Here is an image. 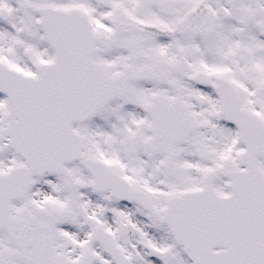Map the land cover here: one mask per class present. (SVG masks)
Here are the masks:
<instances>
[{
	"label": "snow or ice",
	"instance_id": "6c2138e0",
	"mask_svg": "<svg viewBox=\"0 0 264 264\" xmlns=\"http://www.w3.org/2000/svg\"><path fill=\"white\" fill-rule=\"evenodd\" d=\"M0 264H264V0H0Z\"/></svg>",
	"mask_w": 264,
	"mask_h": 264
}]
</instances>
